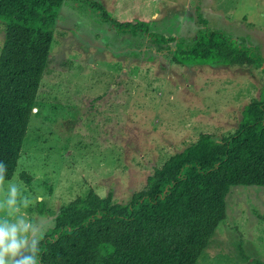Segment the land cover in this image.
Wrapping results in <instances>:
<instances>
[{
    "label": "rangeland",
    "instance_id": "rangeland-1",
    "mask_svg": "<svg viewBox=\"0 0 264 264\" xmlns=\"http://www.w3.org/2000/svg\"><path fill=\"white\" fill-rule=\"evenodd\" d=\"M91 1L110 19L186 43L197 29L219 30L261 65L176 64L174 43L118 34L63 0L15 171L0 180V224L28 226L21 255L33 256L59 209L89 189L125 204L170 156L199 135L220 142L243 107L263 99L264 0ZM224 200L225 218L195 264H264V188L231 186Z\"/></svg>",
    "mask_w": 264,
    "mask_h": 264
},
{
    "label": "trees",
    "instance_id": "trees-1",
    "mask_svg": "<svg viewBox=\"0 0 264 264\" xmlns=\"http://www.w3.org/2000/svg\"><path fill=\"white\" fill-rule=\"evenodd\" d=\"M63 0H0V180L15 171ZM96 12L118 34L146 33L174 43L176 64L226 62L260 66L252 47L219 30L197 29L193 41L148 32L143 21L110 19L101 5L73 0ZM264 74V66L261 69ZM20 178H28L21 173ZM231 186L264 188V94L243 107L237 129L214 143L208 135L170 156L125 204L90 189L59 209L54 226L35 243L37 264H195L225 218Z\"/></svg>",
    "mask_w": 264,
    "mask_h": 264
},
{
    "label": "clouds",
    "instance_id": "clouds-1",
    "mask_svg": "<svg viewBox=\"0 0 264 264\" xmlns=\"http://www.w3.org/2000/svg\"><path fill=\"white\" fill-rule=\"evenodd\" d=\"M27 232L28 226L18 229L15 225L0 224V264H37L34 256L21 255L28 244ZM34 249L35 241L32 244Z\"/></svg>",
    "mask_w": 264,
    "mask_h": 264
}]
</instances>
